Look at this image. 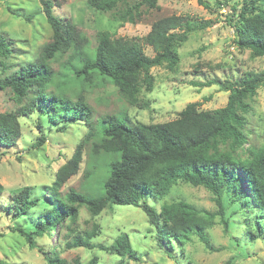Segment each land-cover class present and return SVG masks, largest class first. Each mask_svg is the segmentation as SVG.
<instances>
[{
	"label": "trees",
	"instance_id": "obj_1",
	"mask_svg": "<svg viewBox=\"0 0 264 264\" xmlns=\"http://www.w3.org/2000/svg\"><path fill=\"white\" fill-rule=\"evenodd\" d=\"M197 1L209 6L206 0ZM40 2L41 13L52 29V37L42 45L33 61L17 66L6 64L4 60L10 57L14 43L0 32V91L8 89L17 103L15 110L0 113L1 155L21 136L19 116L35 114L39 120L46 119L50 126H57L60 132L65 130L66 123L84 121L88 124L91 110L81 92L83 81H86V86H91L95 77H102L115 87L121 98L129 104H137L142 88L152 90L151 68L164 66L175 71L179 62L178 48L192 32L208 25L181 15L155 20L142 38L153 50V55L149 56L138 39L115 37L107 30L98 31L96 44L91 46L70 20L53 14L52 0ZM86 2L96 11L109 12L115 21L133 23L142 15L138 4L154 8L157 0H141L138 4H128L124 0ZM235 8L226 17L234 29L235 46L248 49L252 56H263L264 0H243L238 11ZM7 9L26 20L31 17L13 11L9 6ZM64 56L66 59L59 61L57 70H54L51 61H58ZM191 83L202 86L217 83L228 92L226 103L216 109L201 110L197 102H189L174 119L155 124H127L114 115H105L101 119L106 122L102 136L89 146L92 162L85 175L87 180L96 168L103 182V195L92 197L72 189L63 198L57 194V189L79 168L83 146L80 142L70 158L55 172L51 192L57 195L51 200V208L43 213L41 226L55 228L58 235V227L64 224L65 219L74 220L77 206H85L96 215L107 206L132 205L147 216L148 223L154 228L157 244L168 255L173 248L172 241L181 247L192 235L197 236L208 250H217L208 239L207 229L212 224L210 217L182 200L158 205L174 186L186 183L203 186L217 197L225 232L238 225L253 239L264 235V144L244 148L246 135L243 131L248 101L264 85V71L244 73L235 80L213 79ZM74 86L80 87L75 100L65 93ZM50 88L54 91L47 92ZM41 125L39 123L38 128ZM89 136L92 133L86 135L85 141ZM44 140L40 136L33 146H41ZM108 154H117V158L103 170L97 165L98 159ZM240 154L243 156L240 157ZM3 190L0 184V193ZM30 195V189L25 187L9 196L7 210L12 212V216L19 218L36 204V199ZM150 200L156 202V207ZM224 202L235 209L246 208L240 212L242 222L236 223L230 215H226ZM15 231L26 237L30 248H37L43 254L46 264H79L78 261L69 263L56 253L43 251L32 240L30 233L20 228ZM90 238L89 235L73 236L67 246L98 248L139 259L126 234L117 237L109 246L94 244ZM235 245L239 246V243ZM235 257L233 255L221 264H237ZM94 263L93 259L86 264ZM0 264L16 263L0 258Z\"/></svg>",
	"mask_w": 264,
	"mask_h": 264
},
{
	"label": "rangeland",
	"instance_id": "obj_2",
	"mask_svg": "<svg viewBox=\"0 0 264 264\" xmlns=\"http://www.w3.org/2000/svg\"><path fill=\"white\" fill-rule=\"evenodd\" d=\"M125 1L138 4L141 0ZM206 1L208 7L197 0H157L154 8L138 4L142 15L131 23L115 21L109 12H99L89 7L86 0H52L53 14L60 19L70 20L91 46L96 44V33L107 30L115 37L138 39L149 56L153 55V50L142 38L155 20L181 15L208 25L192 32L178 48L179 62L175 71L164 66L151 68L152 90L142 88L135 105L121 98L110 82L97 76L91 86H86V81L81 83L84 101L91 110L88 124L84 121L66 123L65 130L60 132L57 126H50L46 119L39 120L35 114L19 116L21 136L4 154H0V184L4 187L0 193V258L16 264H46L43 254L37 248H30L26 237L15 231L20 228L30 233L32 240L43 251L56 253L69 263L78 261L79 264H86L94 259V264H221L233 255H236L237 264L264 262V235L253 239L245 234L242 226L236 224L231 231L225 232L217 197L203 186L186 183L174 186L158 205L182 200L210 217L212 224L207 229L208 239L217 250H208L197 236L192 235L181 247L172 241L173 248L168 255L157 244L154 228L148 223L147 216L132 205L107 206L96 215L85 206H77L74 220L65 219L64 224L58 227V235L55 228H45L40 224L43 213L51 208V200L57 194L63 198L72 189L92 197L103 195V182L96 168L87 180L85 175L92 162L89 146L102 136L106 122L101 119L105 115H114L127 124H155L174 119L189 102H197L201 110L216 109L226 103L228 92L223 91L217 83L202 86L194 85L192 81L235 80L244 73L264 71V55L252 56L248 49H238L233 42L234 29L226 17L232 13L233 7L238 11L243 0ZM7 6L13 11L30 15V19L11 13ZM41 7L40 0H0V32L14 43L10 57L4 60L6 64L17 66L33 61L42 45L51 39L52 29L41 13ZM65 59L64 56L58 61L52 60L50 65L57 70L59 61ZM79 90L80 87L74 86L65 93L75 100ZM53 91L52 88L47 90ZM248 103V112L244 114V148L259 147L264 144V85L257 89L256 95ZM16 108L17 103L11 92L8 89L0 91V113ZM39 123L42 124L40 128L37 126ZM88 133H92V136L85 141ZM40 136L45 139L42 145L33 146ZM80 142L83 143L82 158L76 174L57 189V194H53L51 185L56 170L70 158ZM116 158L117 154L104 155L98 159L97 165L103 170L107 169ZM25 187L30 189V197L36 199V204L16 218L7 210L8 199ZM150 203L156 207V202L150 200ZM223 205L224 212L230 215L232 221H243L240 212L245 207L235 209L226 202ZM122 234L127 235L138 260L98 248L67 246L76 235H89L92 243L109 246ZM237 242L239 246L235 245Z\"/></svg>",
	"mask_w": 264,
	"mask_h": 264
}]
</instances>
